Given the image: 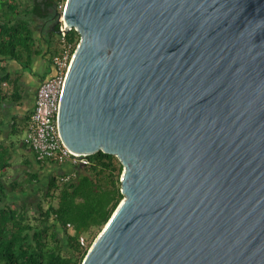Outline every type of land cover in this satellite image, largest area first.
Listing matches in <instances>:
<instances>
[{"label":"water","instance_id":"95a60500","mask_svg":"<svg viewBox=\"0 0 264 264\" xmlns=\"http://www.w3.org/2000/svg\"><path fill=\"white\" fill-rule=\"evenodd\" d=\"M58 127L123 194L81 264H264V0H65Z\"/></svg>","mask_w":264,"mask_h":264},{"label":"trees","instance_id":"16d2710c","mask_svg":"<svg viewBox=\"0 0 264 264\" xmlns=\"http://www.w3.org/2000/svg\"><path fill=\"white\" fill-rule=\"evenodd\" d=\"M61 1L0 0V116L3 104L19 100L22 91V73L11 72L9 61L28 68L39 52L33 21L53 22L47 42L52 44L50 35L56 33V48L47 51L50 56L57 51ZM79 37L74 29L68 33L74 43ZM22 131L15 128L6 137L0 131V264H81L123 197V166L99 149L87 155V162L72 165L68 179H61L62 172L46 174L53 161L34 155L30 163L15 153L28 148ZM42 175L47 176L43 181ZM27 192L34 195L31 202L23 199Z\"/></svg>","mask_w":264,"mask_h":264},{"label":"built area","instance_id":"2783aa9c","mask_svg":"<svg viewBox=\"0 0 264 264\" xmlns=\"http://www.w3.org/2000/svg\"><path fill=\"white\" fill-rule=\"evenodd\" d=\"M64 3L65 0L59 2L60 13L56 18L57 51L49 58L51 73L36 87L33 108L28 115L22 140L36 159L74 165L87 162L89 153L69 148L62 140L58 127L60 96L77 45L68 38V33L74 27H69L64 20ZM72 175V171L66 172L61 179H68Z\"/></svg>","mask_w":264,"mask_h":264},{"label":"crops","instance_id":"0c3cea01","mask_svg":"<svg viewBox=\"0 0 264 264\" xmlns=\"http://www.w3.org/2000/svg\"><path fill=\"white\" fill-rule=\"evenodd\" d=\"M53 22H45L41 20L33 21L34 38L38 45L39 52L33 56L32 63L30 67L23 68L19 63L15 61H9L8 68L11 72H21V96L17 101L5 102L2 106L1 116H0V131L3 136L11 135L15 128H23L20 137L23 139L27 118L29 113L32 111L34 103L35 88L31 90L30 79L31 75L39 74L42 79L47 77L51 73V67L49 63L50 54L48 53V48L53 52L56 48V33L55 36L50 38L53 40L52 44H48L49 40V30L52 27ZM18 157L27 156L29 162L34 161V154L30 149L25 148L17 150L15 152ZM15 154V155H16ZM22 158V157H21ZM72 171V165L69 163H56L52 162L46 166V174L57 173V172H70Z\"/></svg>","mask_w":264,"mask_h":264},{"label":"flooded vegetation","instance_id":"af4514ba","mask_svg":"<svg viewBox=\"0 0 264 264\" xmlns=\"http://www.w3.org/2000/svg\"><path fill=\"white\" fill-rule=\"evenodd\" d=\"M42 80H43L42 76L39 74L31 75V79H30L31 90H33Z\"/></svg>","mask_w":264,"mask_h":264},{"label":"rangeland","instance_id":"374dc122","mask_svg":"<svg viewBox=\"0 0 264 264\" xmlns=\"http://www.w3.org/2000/svg\"><path fill=\"white\" fill-rule=\"evenodd\" d=\"M52 37H54L55 36V34H52L51 35ZM22 133V132H21ZM20 133V134H21ZM42 177V181L45 179V177H47L46 175H42L41 176ZM23 199H25V200H28V201H32V200H34V195L31 193V192H27V193H25L24 195H23Z\"/></svg>","mask_w":264,"mask_h":264}]
</instances>
